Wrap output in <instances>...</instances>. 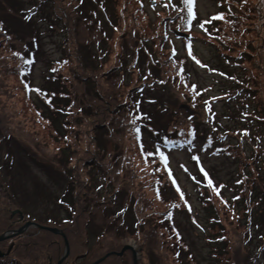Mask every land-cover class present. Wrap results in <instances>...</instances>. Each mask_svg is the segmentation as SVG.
Instances as JSON below:
<instances>
[{
    "label": "rangeland",
    "instance_id": "1",
    "mask_svg": "<svg viewBox=\"0 0 264 264\" xmlns=\"http://www.w3.org/2000/svg\"><path fill=\"white\" fill-rule=\"evenodd\" d=\"M77 2L0 0V185H13L7 187L10 191L0 187V254L4 255L0 264H93L125 246L136 251L138 264L149 263L151 250L163 264H221L212 253L225 255L229 264H264V194L259 195L264 189V0H250L252 12L243 15L246 24L240 41L249 58L235 61V68L230 64L235 58L220 54L227 48L195 31H202L199 24L222 7L220 0H197L190 26L191 55L183 35L189 31L184 0L95 1L87 7L96 16L83 22H75L71 15L70 10L76 14ZM227 6L218 12L222 20L230 17L224 11ZM31 14L32 21H24L31 20ZM168 15L177 18L159 22ZM158 23L167 28V42L153 34ZM213 23L204 26L216 36L226 35ZM31 39H37L39 48L34 62L25 63L22 52L29 58L35 50ZM180 65L184 68L178 69ZM241 67L250 80L233 90L227 76L232 72L243 78ZM85 77L92 80L82 81ZM185 78L182 89L176 87V81ZM140 82L148 99H136L132 109L120 108L131 87ZM195 86L204 92L199 104L187 95L200 93ZM164 103L176 109L172 120L158 113ZM140 105L144 113L133 124ZM91 111L95 113L84 117ZM145 121H154V129L164 128L163 135L155 137L143 128L140 122ZM100 122L109 128L97 132ZM192 124H198L196 130ZM177 130L188 139L196 136L190 148L167 141ZM243 157L249 165L241 164ZM95 158L102 166L85 168ZM206 181L212 193L201 188ZM202 195H213L228 240L217 242L221 227L212 225L216 213L208 211ZM109 200L114 203L110 212L118 213L127 225L135 217L131 208L122 210L124 205L135 202L137 215L144 219L139 207L149 201L146 215L157 229L165 227L161 213L174 204L167 216L173 233L164 238L165 249L159 248L161 238L153 237L152 247L139 237L115 233L98 239L101 230L94 228L95 223L103 224L98 204ZM243 209L250 219L238 222ZM28 223L35 224L14 235ZM144 228L149 236L151 229ZM65 237L70 253L62 260ZM99 264H133V252L127 249Z\"/></svg>",
    "mask_w": 264,
    "mask_h": 264
},
{
    "label": "trees",
    "instance_id": "2",
    "mask_svg": "<svg viewBox=\"0 0 264 264\" xmlns=\"http://www.w3.org/2000/svg\"><path fill=\"white\" fill-rule=\"evenodd\" d=\"M45 1H47V0H45ZM95 1L100 2V0H94V1L93 0H78L77 5H74L73 6L74 11L76 12V14L72 10H70L71 11V15L73 17H75V18H73L74 21L75 22H77V21L78 22H83L85 20L88 21V20L91 19V17L95 16L92 12H90V10L87 7L88 3H89V5H94L95 4ZM101 1L108 2L109 0H101ZM220 3H222V7L219 6V10H222V8H223L224 5H229V6H227L224 9V11L227 13V15H230V17L228 16L227 19H225V20H222V19L218 20V21L223 22L225 24H220L218 21H215L214 23L216 24V28H218V27L222 28V30L225 31V34L226 35L216 36L215 32H210V33L213 34L212 36H213V40L215 42H217L219 44L221 43V45H222L223 48H227V49H225V53H227V50H228V53H229V54L228 53L227 54L220 53V54L223 55V56L228 57L229 59L235 58V60H233L234 62L230 63L231 64V67H234L235 68L236 67L235 66L236 65L235 64V61L237 62L238 59H241V60L244 59L243 62H245V61H247V58H249L248 57L249 55H247V51L245 50L246 49L245 48L246 45L243 44L240 41V38H241V35L243 34V32L245 30V26L244 25L246 24L244 22L243 15H246L249 12H252V7L248 8L249 6H251L250 5L251 4L250 3V0H220ZM228 7H230V8L233 7L234 10L227 9ZM220 13H222V11H220ZM216 15H218V14H216ZM171 19H173L172 16L168 15V17L166 19H163L160 23H162V22L165 23L167 20H171ZM224 25H226V26H224ZM155 26L156 27H155V30L154 31L156 32L158 26L157 25H155ZM208 30H209V28H207V32H209ZM227 32H229V33H227ZM6 33H7V31H6ZM200 33H202V32H200ZM203 35H204V37H206V39H209L210 38L209 36H206L205 34H203ZM190 40H193V35H191ZM163 42H165L164 36H162V43ZM235 53H237V54L234 55ZM169 54L170 53H168L167 57H169ZM87 58L89 60V65H93V62H94L93 59L89 55H88ZM250 58H251V56H250ZM175 63H176V66H178L179 63L177 61H174V64ZM181 67L184 68V66L180 65L178 67V69H180ZM245 67L247 68V66H245ZM114 70H117V68H114L112 70V72ZM241 70H242V74H243V78L244 79L242 77H240V76H238L237 78L233 77V73L232 72L227 76V79L230 81V83H232V84L235 85L233 90H236V89L242 87L244 85V83L245 84H248V82L250 80V79L247 78L248 76H250V70L247 68V70L249 72V74H248L247 77H246V75L244 73V71L247 72V70H243L242 67H241ZM15 71H16V69H15ZM228 72H229V70H223V73L225 75H227ZM91 80L92 79H90V77H85V78L82 79V81H84V82H89ZM185 81H186V78L184 79V82H182V83L177 80L176 82H178V83L176 84V87L182 89V86L184 85V83H186ZM125 86H129V85H125ZM154 87L155 86H153V88ZM195 87L197 88V86H195ZM119 88L120 87H117V85L115 86V89H119ZM252 89H253V91L256 90V88L255 89L252 88ZM198 90L200 92L198 94L195 92L194 95H192V94L191 95L187 94V95L191 99H194V101H196L199 104L201 102V95L204 94V92H203L202 88H200ZM113 95H115V93ZM112 96H111V99H114L115 100L116 95L113 98H112ZM256 96H257V94H256V91H255V98H257ZM100 97H101V100H102L103 98H102L101 95H100ZM136 99H142L144 101L146 99H148L143 94V88L141 86V82H140V84H139L138 87H131V89L129 91V94L127 96V103L122 104V102H121L120 105H118V106H120V108L129 107V106H131L132 104L135 103V100ZM188 102L189 103H193V102H190V100ZM169 104L170 103H164V105H161L159 107L160 109H159L158 113L160 114V112L162 111L161 112L162 113V116L163 115H166V116L170 117V119L172 120L173 119L172 117H173L174 113L176 112V109H175L174 106H171L170 107ZM171 104L175 105V103H173V102H171ZM140 108L143 111L144 110V105H140ZM118 111L119 110H117V112ZM93 112L94 111H91V113L89 115L84 114V117L92 116L95 113V112L94 113ZM68 115H73V113H69ZM261 118H262V116H261ZM154 120H155V118H154ZM189 120H192V119H189ZM169 123L170 122L164 123L163 124V127H168L169 126ZM147 125H148V127H146V129H150L153 132V135L155 137L156 136L161 137L163 135V129L164 128H162V129H160V128L159 129H154L153 128L154 125H155L154 121H150V122L148 121L147 122ZM192 125H193V129L196 130V128L198 127V124H192ZM106 128H109V126L106 125L103 122H100V123H97L96 124V130H97V132L100 131V130L101 131H105ZM243 130L245 132H247L246 129H243ZM154 131L159 132V134L156 135ZM168 136L179 137V130H177L175 132V134L168 135ZM9 138H11V137H9ZM97 140H98V135H96V141ZM242 160H243L242 161L243 163H241V164H243V165H249L250 162L247 161L248 159L246 157H243ZM251 162L253 164V169H255V163H256L255 160H252ZM12 166L13 165H11V166L9 165L7 167L8 168V172L11 171ZM87 166L88 167L91 166V170H92L94 168L101 167L102 166V163H100L99 161H97V158H95L94 160L91 159L90 162H86L85 168ZM8 174H12V172H10ZM244 175H246V174H244ZM131 177H132V175H131ZM89 179H90V177H89ZM11 185H12V182L9 183V184H7V185H0V187H1V189H3L2 187L4 186L5 191H10L9 189L11 188ZM7 187H10V188H7ZM14 188H15V186H14ZM254 190H256V189H254ZM12 191H13V189H12ZM262 193L264 194V189L260 191V194L259 195H263ZM12 195H13V198H14L17 194L14 191L12 193ZM20 195H22V192L20 193ZM131 197H133V196L131 195ZM14 199H16V198H14ZM171 204H173V203H171ZM113 205H114V203L112 201H110V200L109 201H99L98 208H99V212L101 211V214L99 216V220H101L103 222V224L102 225H97L95 223V225H96L97 228L96 227H94V228L95 229H98V230L99 229L101 230V234H99L98 237H97L98 239L103 238L106 234L115 233L117 235H120L119 237H126V236L139 237L140 240L141 241H144V243L146 245H150L151 246V243L150 242L151 241H155V240L152 239L153 237L156 238V239L161 238V241L158 242L159 248L161 250H164L165 249V245H164L165 244V241H164V238H166V239H167V237L170 238L172 236V233H173V231L170 229V226L168 225L169 221H167L168 220V217L167 216H169L170 213L174 210V204H173V206H169L164 213H161L162 214V218H163L162 223L165 224V227H161L159 229H157L156 226H153V227L150 226L152 224V217H149V216L146 215V214H148L147 213L148 212L147 209H148V207H150L149 201L143 202V204L139 207L140 208L139 210L141 212V215L142 216H145L144 219L143 218H140L137 215L136 210H135V207H136L135 202L133 203L132 200H131V204L130 205L127 204V203L124 205V207H123L122 210H124L125 212H127L126 208H131L132 209V212H133V215L135 217V222L133 224H131V225H127L126 222H125V220L121 219L120 218V215L118 213H116V212L115 213L114 212L113 213L110 212L111 211V208L113 207ZM175 208H176V205H175ZM72 210H73V208L71 206V211ZM208 211L210 213H214L215 212L212 208H208ZM216 216H217V214L212 219L217 220L218 218L216 219L215 218ZM211 222L214 223V221H211ZM216 224H218L219 226H221V223L220 222L219 223L216 222ZM142 226H145V227L151 229V231L149 233V236L148 235L147 236L145 235L146 229L144 228L145 230H142ZM162 228H163V232L161 233L159 231ZM158 232L160 233V235H159ZM140 233L143 234L145 238L142 239L139 236ZM175 234L177 235V233H175ZM243 243H244V241H243ZM170 244H173V247L175 246L174 243H170ZM168 245L169 244H167V246ZM142 249H143V251L145 250L144 247ZM147 253H148L147 255H148V260H149V263L148 264H163V262H161V260H160V255H158V253H156L154 250L147 251ZM212 254H215L216 258L217 257H220L219 260L221 261L220 262L221 264H229V263L226 262L228 260H227V258H225V255H223V254L222 255H218L217 253H212ZM183 255H184V253L179 254L178 259L181 258V257H183ZM0 261H1V258H0Z\"/></svg>",
    "mask_w": 264,
    "mask_h": 264
},
{
    "label": "snow or ice",
    "instance_id": "3",
    "mask_svg": "<svg viewBox=\"0 0 264 264\" xmlns=\"http://www.w3.org/2000/svg\"><path fill=\"white\" fill-rule=\"evenodd\" d=\"M169 3H170V0H169ZM197 3V0H184V4H185V8L187 10V20L185 21V23L190 27L191 24H192V21L196 18V13L194 11V6L195 4ZM165 7H168V4H165ZM219 19H223V16L222 15H216V16H212L209 20L207 21H204L203 23H201L199 25V27L201 28H204V24H208V23H211L213 20H219ZM205 31H207V29H204ZM189 55H191V49L189 47ZM197 63H199V61H196ZM25 63H30V61H25ZM194 91V89H193ZM140 117H134L133 119V124H135L136 122V119H139ZM134 131L136 132L137 134V138H139V127H135L134 128ZM148 155H151V154H148ZM160 155V158L162 160L165 161L166 163V157L164 156L163 153H159Z\"/></svg>",
    "mask_w": 264,
    "mask_h": 264
},
{
    "label": "water",
    "instance_id": "4",
    "mask_svg": "<svg viewBox=\"0 0 264 264\" xmlns=\"http://www.w3.org/2000/svg\"><path fill=\"white\" fill-rule=\"evenodd\" d=\"M31 224H35V223H28V224L24 225V226L21 227L17 232H14V235H15V234H21L22 231H23V229H24L25 227H28V226L31 225ZM39 227L41 228L40 225H39ZM49 230L52 231V232H58V231L55 230V229H49ZM2 239H3V236L0 237V240H2ZM65 245H66V251H65V255H64V257H63L62 260H64L65 258H67V257L69 256V253H70V245H69V242H68V240H67L66 237H65ZM127 249H130V250L133 252V264H138L137 253H136V251H135L133 248H131L130 246H125V247L123 248V250H122L121 252H119V253H117V252L108 253L107 255H105V256L102 257L101 259L97 260V261L94 262L93 264H99L100 262L104 261L107 257H109V256H111V255L122 256L123 253H124Z\"/></svg>",
    "mask_w": 264,
    "mask_h": 264
}]
</instances>
